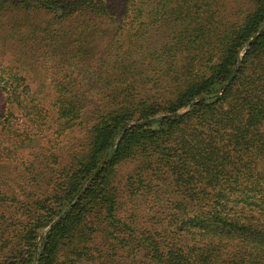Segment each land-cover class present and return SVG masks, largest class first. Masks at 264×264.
<instances>
[{
  "label": "trees",
  "instance_id": "16d2710c",
  "mask_svg": "<svg viewBox=\"0 0 264 264\" xmlns=\"http://www.w3.org/2000/svg\"><path fill=\"white\" fill-rule=\"evenodd\" d=\"M0 97V264H264V0H0Z\"/></svg>",
  "mask_w": 264,
  "mask_h": 264
},
{
  "label": "rangeland",
  "instance_id": "374dc122",
  "mask_svg": "<svg viewBox=\"0 0 264 264\" xmlns=\"http://www.w3.org/2000/svg\"><path fill=\"white\" fill-rule=\"evenodd\" d=\"M2 108H3V102H2V99H1V97H0V114H1V112H2ZM124 171V170H123Z\"/></svg>",
  "mask_w": 264,
  "mask_h": 264
},
{
  "label": "water",
  "instance_id": "95a60500",
  "mask_svg": "<svg viewBox=\"0 0 264 264\" xmlns=\"http://www.w3.org/2000/svg\"><path fill=\"white\" fill-rule=\"evenodd\" d=\"M106 156H107V155H105V157L103 158V160H102L101 163L99 164L98 169L100 168L101 164H102L103 161L105 160Z\"/></svg>",
  "mask_w": 264,
  "mask_h": 264
}]
</instances>
